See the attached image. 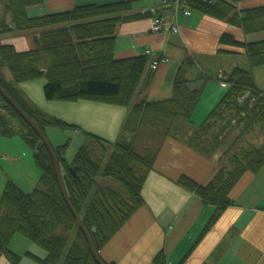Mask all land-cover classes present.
<instances>
[{
  "label": "trees",
  "instance_id": "16d2710c",
  "mask_svg": "<svg viewBox=\"0 0 264 264\" xmlns=\"http://www.w3.org/2000/svg\"><path fill=\"white\" fill-rule=\"evenodd\" d=\"M185 1L190 9L225 20L244 32L264 30V10L240 17L232 0ZM41 4L42 0H2L4 19L0 20V35L42 32L35 49L29 52H17L0 42V88L44 136L45 128L79 129L38 110L18 90L20 83L43 79L47 102H91L130 108L122 129V135L131 138L129 142L118 140L111 144L87 134L88 143L78 148L70 163L65 159L67 145L52 147L59 167L65 171L62 181L67 198L94 251L98 253L143 204L141 190L154 158L151 150L141 155L135 149V141L143 129L152 130L160 140L178 136L205 158H212L217 152L228 156L226 165L206 185L199 186L185 177L178 181L203 204L215 208L207 230L231 205L229 195L239 180L245 174H257L264 167V90L254 87L250 73L264 66V42L245 45L228 35L220 38L222 47L243 51L250 70L235 69L224 79L228 85L226 94L207 121L195 128L190 120L201 90L191 91L187 87L186 71L193 66L189 59L175 77L170 99L149 104L143 98L134 103L140 84L145 79L147 88L152 74L146 76L149 59L146 56L114 58L115 29L133 19L125 16L132 10L130 3L82 6L29 18L27 10ZM146 16L150 14L141 15ZM3 70L9 73V81ZM246 93L248 97L238 103ZM252 98L254 102L250 103ZM16 136L33 151L40 179L29 193L14 181H6L0 195V259L20 264L22 258L9 250L12 238L18 235L45 251L44 259L25 254L34 264H96L61 196L47 150L0 96V139ZM243 138L246 140L240 145ZM70 168L77 169L75 176ZM98 180H110L118 189L102 187ZM153 264H166L163 254Z\"/></svg>",
  "mask_w": 264,
  "mask_h": 264
},
{
  "label": "crops",
  "instance_id": "0c3cea01",
  "mask_svg": "<svg viewBox=\"0 0 264 264\" xmlns=\"http://www.w3.org/2000/svg\"><path fill=\"white\" fill-rule=\"evenodd\" d=\"M224 1L230 3L231 0ZM118 3L131 4L132 10L125 16L133 19L115 29V60L143 55L147 49L152 52L146 69V76L152 74L151 80L147 88L144 87L145 79L142 81L134 103L143 98L149 104L170 99L175 77L189 59L193 66L186 71L187 87L191 91L201 90L190 120L195 128L207 121L226 94L227 87L220 85V77L226 79L235 69L250 70L243 51L222 47L220 38L228 35L245 45L264 42V30L244 32L225 20L195 9H190V16L177 15V34H152L151 17L141 15L158 8L161 0H42L40 6L27 10V16L37 18L76 7ZM231 3L240 17L264 10V0H232ZM2 9L0 0V16ZM162 17L170 21L172 12L163 10ZM5 19L9 21L8 17ZM41 32L8 33L0 36V42L17 52H29L35 49ZM158 59L167 62L152 71L151 63ZM250 73L254 87L263 91L264 66L254 68ZM71 104L76 106L75 112L82 115L75 117L80 121L75 120L71 125L83 129L85 135H96L111 144L131 140L122 135L130 108L91 102ZM151 131L143 129L141 134L147 135ZM146 150H151L150 144ZM151 153L154 154L152 168L147 172L141 190L143 204L99 250L98 255L105 264H153L159 254H163L166 264H264V167L257 174H245L239 180L229 195L231 205L205 230L215 208L203 204L178 181L185 177L204 186L226 165L228 156L217 152L212 158H205L178 136L159 140ZM35 186H27L30 190L19 187L31 192ZM9 250L22 258L20 264H34L24 257L26 253L39 259L46 257L45 251L18 235L12 238ZM0 264L8 263L1 258Z\"/></svg>",
  "mask_w": 264,
  "mask_h": 264
},
{
  "label": "rangeland",
  "instance_id": "374dc122",
  "mask_svg": "<svg viewBox=\"0 0 264 264\" xmlns=\"http://www.w3.org/2000/svg\"><path fill=\"white\" fill-rule=\"evenodd\" d=\"M3 16L4 12L2 9V16H0V20L3 19ZM2 35L5 34H1L0 36ZM3 75L8 81L11 79L9 73L6 70H3ZM43 85L44 80L38 79L30 82L20 83L17 85V88L28 101H30L44 114L55 119L64 120L65 122H69V124H73L75 120L80 121V119L75 117L82 115L79 112H75L76 106H74V104L63 102H47L43 96ZM84 133L85 132L83 129H79V131H77L72 129L60 130L56 128H45L44 130L45 137L53 148L64 145L68 146L65 153V159L68 163L72 162L78 148L81 145L88 143ZM84 138L85 141H81V139ZM159 140L160 139H157V137L153 135V132L151 131V133H148L147 135L141 134L135 141L134 146L137 153L142 155L148 144H150L152 151V149L157 146ZM245 140L246 138L242 139L239 144H243ZM3 155L5 158H2ZM59 168L61 175L64 176V168L61 166ZM39 179L40 171L34 165L33 151L25 144V142L22 141V139L18 136L10 139H0V191L2 186L8 180L14 181L16 184H18V186L23 188V190L27 188V190H30L33 188V186H35L32 185V183L37 185ZM36 181L37 183H35ZM100 181L101 185H103L102 187H109L113 190L118 189L117 185L110 180H98V183H100ZM27 186L32 187L29 189Z\"/></svg>",
  "mask_w": 264,
  "mask_h": 264
},
{
  "label": "built area",
  "instance_id": "2783aa9c",
  "mask_svg": "<svg viewBox=\"0 0 264 264\" xmlns=\"http://www.w3.org/2000/svg\"><path fill=\"white\" fill-rule=\"evenodd\" d=\"M163 10H169L172 12V18L170 21H165L162 17ZM149 13L152 19L151 24V33L152 34H160V33H169L172 35H175L178 33V26L176 24V17L178 14H181L183 16H190L191 11L189 6L187 5L185 0H161V5L158 8H152L148 11L143 12ZM143 56H146L150 58L152 56V52L150 50H144ZM167 62L166 59H158L151 63V70L154 71L157 69L159 64ZM219 83L223 87H228L226 82L221 79H219ZM248 97V93L244 94L242 97L238 99V103H242L245 98ZM254 102V99L252 98L250 100V103Z\"/></svg>",
  "mask_w": 264,
  "mask_h": 264
},
{
  "label": "water",
  "instance_id": "95a60500",
  "mask_svg": "<svg viewBox=\"0 0 264 264\" xmlns=\"http://www.w3.org/2000/svg\"><path fill=\"white\" fill-rule=\"evenodd\" d=\"M0 96L6 101V103L8 105H10V107L15 111V113H17V115L24 121V123L26 125H28V127L38 136V138L40 139L42 145L45 147V149L47 150L50 159L52 161L54 170H55V174H56V179H57V183H58V187L61 193V196L66 204V206L68 207L71 215L73 216L79 230L81 231V233L83 234L87 245H88V249L90 251V254L94 260V262L96 264H105L99 257L98 253H96L94 251L92 242L90 240V237L88 235V233L86 232V230L84 229V227L81 224L80 219L78 218V216L76 215V213L74 212L72 206L70 205V202L67 198L65 189H64V185H63V181H62V175L60 173V168L58 165V162L56 160V157L54 155V151L52 146L50 145V143L48 142V140L46 139V137L41 133V131L38 129V127L22 112V110L14 103V101L0 88ZM70 172L73 173V175H76L77 169H70Z\"/></svg>",
  "mask_w": 264,
  "mask_h": 264
}]
</instances>
